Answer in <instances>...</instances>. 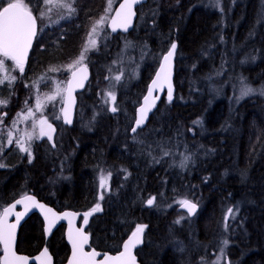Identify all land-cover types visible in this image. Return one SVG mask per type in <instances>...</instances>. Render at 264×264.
<instances>
[{"label": "trees", "instance_id": "16d2710c", "mask_svg": "<svg viewBox=\"0 0 264 264\" xmlns=\"http://www.w3.org/2000/svg\"><path fill=\"white\" fill-rule=\"evenodd\" d=\"M199 1L185 4L193 6L191 16L184 8L172 17L159 9L158 0H148L138 8L129 35L105 29L97 48L86 54L91 79L78 94L74 125L56 119L60 97L43 108L57 127L56 148L33 142L31 162L18 147L1 156L0 207L26 195L58 212H89L99 203L87 228L91 248L117 253L144 225V244L136 251L141 264H264V0H221V11L210 0ZM7 2L0 0V10ZM32 3L41 7L39 0ZM74 7V15L38 33L23 74L11 72L17 79L2 94L7 106L31 96V107L37 95L43 99L58 83L66 86L67 66L79 57L108 0H75ZM49 16L56 20L57 9ZM122 39L129 41L127 59L139 72L135 79L129 73L117 88L114 113L100 101ZM175 42V100L164 99L147 127L131 134L136 108ZM242 86L253 91L241 96ZM5 113L6 131L17 114ZM108 173V187L101 189L100 178ZM182 200L197 203L199 212L191 218L179 211ZM229 208L235 215L225 227ZM44 247L55 264L67 261L65 226L46 240L34 214L20 229L17 251L34 256Z\"/></svg>", "mask_w": 264, "mask_h": 264}, {"label": "snow or ice", "instance_id": "6c2138e0", "mask_svg": "<svg viewBox=\"0 0 264 264\" xmlns=\"http://www.w3.org/2000/svg\"><path fill=\"white\" fill-rule=\"evenodd\" d=\"M141 0H123L119 8L115 11V15L109 16L108 13L112 8V0H108V7L105 10V15L101 16L98 20L94 22L90 32L88 33L87 43L84 45L79 57L67 67L71 70V79L66 82V87L61 88L59 83L56 86L55 92L51 95L46 96V102L55 101L57 97H60L62 107L60 109L64 122L70 124L72 122V106L74 105L73 91L77 87H83V81L87 79V66L83 63L86 59V54L90 50L97 48V37L100 30L104 25L110 21L109 26L112 32H115L118 28L127 31L131 25L133 16H135L134 7L136 4L140 3ZM39 3L43 6H35L32 0H8L6 6L2 7L0 10V85H3L5 81L8 82V86L11 87L17 77L10 74V70L6 65L7 60L13 62L12 70L18 69L21 74L24 72L25 63L27 61L29 49L32 47L33 40L37 36L42 28L39 27V22L48 18L51 19L49 13L52 12L53 8L57 9V19L52 21V23H59L60 20L67 19L71 15L76 13V8L74 7L75 0H39ZM66 10L68 16H65L62 11ZM127 46V45H126ZM177 45L175 43L171 44L170 50L163 57V63L160 66V70L156 74V79L152 81V85L148 89V95L144 97V105L139 109V118L135 121V127L131 129L133 133L137 132L148 115V112L155 106V101L158 99L152 98V92L154 88H162L164 83H168V100H172V87L170 84V74H171V61L175 53ZM51 71H56L58 69H50ZM116 75L113 79L115 81H120L121 76ZM40 79H43L41 77ZM107 79V78H106ZM39 81L33 82V87L38 85ZM253 91L249 87H245L241 90V96L248 95ZM65 94L67 101L65 102ZM110 99L112 103L111 111L116 112L118 110L116 106V94L114 91H108L106 93V100L108 102ZM8 99H0V107H6L8 104ZM43 111V106L41 104L40 96L37 95L35 110L31 107H27L21 112L17 113L16 119L13 120V127L20 120L27 121L32 119V128H36L37 123L39 124V134L36 136L37 139L42 137H47L48 140H52V134L55 132V128L48 121L47 117L41 115V118L37 121L35 120V112ZM7 113L0 115V124L3 123V116ZM57 116L56 119H60ZM26 141L23 138L17 137L15 143L19 147L20 151L26 152L29 155V162H31V141L33 139V134L30 132L25 133ZM13 144L12 131L8 132L7 145ZM27 144V146H25ZM4 143L0 142V154L3 153ZM165 155L168 153L165 152ZM187 159V157L185 158ZM0 164V167H3ZM111 177V173L107 174V177L101 176L100 187L105 189L108 187L107 181ZM100 199H103V194H101ZM155 198H151L147 201L149 205H152ZM25 201L31 202L35 207H39L46 213H51L52 220L51 224H54L58 217L51 209H45V206L39 204L35 201L34 197L24 196L20 200H16L15 203L8 207L3 208L0 212V245L3 246L2 255H0V264H27V257L18 255L14 250L15 241V231L17 224L19 223L20 217L23 213H16V223H9L8 217L13 213L17 204H24ZM181 205L187 208L190 214L196 211L197 205L188 200L180 201ZM27 204H25V210L27 211ZM101 206L99 203L95 205L89 212H86L83 216L84 223H88V218L95 212H99ZM65 216L75 215L65 213ZM233 209L229 208L227 210V215L225 217V227H227V218L232 216L234 218ZM47 218V217H46ZM144 225H138L135 231L132 232L131 236L123 243V251L118 255L111 256L104 254L102 260H97V256L100 255L95 250L85 251V245L89 242V236L83 229H75L74 231H69V240L72 244V256L69 259L68 264H136V256L133 254V249L136 248L138 244L142 242V233L144 231ZM227 245L228 241L223 242ZM223 251V249H221ZM41 261V264H51V257L48 255L47 249L41 253L40 257H37Z\"/></svg>", "mask_w": 264, "mask_h": 264}, {"label": "water", "instance_id": "95a60500", "mask_svg": "<svg viewBox=\"0 0 264 264\" xmlns=\"http://www.w3.org/2000/svg\"><path fill=\"white\" fill-rule=\"evenodd\" d=\"M146 2H147V0H141L140 3H138V4L135 5V7H134V11H135L136 14H135V16H133L132 21H131V25H130V27L128 28L127 31H124L123 29H119V28H118L115 32H112L111 27L108 26L109 31H110L113 35L118 34V33H120V34L123 35V36H127V35H129V34L133 31V29H134V27H135V25H136V22H137V19H138V8H139L140 6H142L143 4H145ZM121 3H123V0L120 1V3H119L118 6L115 8V10H114V12H113L112 15H115V11L119 8V6H120ZM1 10H2V9H1ZM109 24H110V21H109ZM37 35H38V34H37ZM36 38H37V36H36V37L34 38V40H33L32 47L29 49L28 57H27V61H26V63H25V67H26V66L28 65V63H29L30 53H31V51H32V48H33V45H34V42H35ZM175 44L177 45V47H176V49H175V53H174V56H173L172 61H171V74H170V84H171V87H172V100H171V102H173V101L175 100V94H176V88H175V84H174V76H175V66H176V58H177V52H178V43L175 42ZM170 48H171V47H170ZM169 50H170V49H169ZM169 50H168V51H169ZM168 51H167V52H168ZM167 52H165V53L162 55V58H161V60H160V62H159V65H158V67H157V70H156V72H155L153 78L151 79L150 83L148 84V87H147V91H146L145 96L148 95V89H149V87L152 85V81H153L154 79H156V74H157V72L160 70V66H161V64L163 63V57H164V55L167 54ZM71 78H72V77H71V75H70L69 79H71ZM90 79H91V71H90L89 67H87V79H85V80L83 81V87H77V88H75L74 91H73V94H72V95H73V98H74V101H75V102H74V105L72 106V115H71L72 122H71L70 124L65 123V122H64V119H63V116H62V113H61V120H62V123H63L65 126L72 127V126L74 125L75 120H76V117H77V109H78V94L82 93V92L85 90V88H86V86L88 85ZM145 96H144V97H145ZM144 97L142 98L140 105L136 108L135 121H136L137 118H139V109L144 105ZM156 97H158V99H156V101H155V106L151 109V111L148 112V115H147V118H146L144 124H143L140 128L137 129V132H136V133H138L140 130H143V129H145V128L147 127V125H148L149 122H150L151 116H152V115L154 114V112L157 110L158 105L162 102V99H166V100H168V83H164V85H163L162 88H154V89H153V92H152V98H156ZM66 101H67V97H66V94H65V102H66ZM168 101H169V100H168ZM62 106H63V105H62ZM135 121H134V123H133V127L136 126V125H135ZM49 122H50V121H49ZM50 123H51V124L53 125V127L55 128V132L52 134L53 139H52V140H48L47 137H42V138H40V140H42V141L45 140V141H47V142L51 145L52 148H56V146H55V139H56V135H57L58 131H57V127L55 126V124H53L52 122H50ZM133 127H132V128H133ZM39 128H40V127H39ZM136 133H133V132L131 131V134H136ZM26 196L34 197V198H35V201H36L37 203L44 205V206H45V209H51L53 213H55L58 217H62V218L57 219V220L55 221L54 224H51V227H50V222H51V220L53 219L51 213H46L44 210H41L39 207H35V206H33V205L31 204V202H28V201H25L24 204H17L16 207H15V209L13 210V213L8 217V222H9V223H16V215H15V214H16V213H23V215L20 217L19 223L17 224L16 231H15L14 250L16 251V253H17L18 255H21V256H24V257H27V258H28V260H27V264H41V261L38 260L37 257H40L41 253L44 251L45 248L47 249V247H44L43 250H42L40 253H38V254H36V255H34V256H28V255L20 254V253H18V251H17L18 238H19V233H20V229H21V227L24 225V223H25V222H26V221H27L32 215L37 214V215L41 218V220H42V222H43V225H44V232H45L46 240H48V239L52 236V234H53V233H54V232H55L60 226H65V238H66V243H67V245H68V247H69V249H70V253H69V256H68V259H67L66 263H64V264H68L69 259H70L71 256H72V244H71V241L69 240V231H70V230L74 231L75 229H78V228H79V229H83V230L88 234V232H87L86 230H87V227H88V225H89L90 218L92 217V215H93L94 213H93L91 216H89V218H88V223H87V224H85V223H84V220H82L81 224L79 225V220H80V218H83V216H84V214H85L86 212H73V211H62V212H58V211L55 210L53 207H51V206L47 205L46 203L40 201L36 196H34V195H26ZM23 197H24V196H23ZM20 199H22V197H20V198H18V199H16V200H20ZM16 200H15V201H16ZM15 201L12 202L11 204L15 203ZM190 202L195 203V202H193V201H190ZM11 204H10V205H11ZM25 204H27V206H28V207H27V211L25 210ZM195 204L197 205V207H196V211H195L194 213H192V214H190V213L188 212L187 208L183 207L182 205H179V206H178V210L187 213V214L192 218V217H194V216L199 212V210H200L199 205H198L197 203H195ZM10 205H9V206H10ZM65 213H68V214H73V213H74L75 215H74V216H73V215L65 216V215H64ZM46 217H47V218H46ZM88 236H89V242H88L87 245H85V251H92V250H95V249L91 248V238H90V235H89V234H88ZM129 236H131V235H129ZM129 236H128V238H129ZM128 238H127V239H128ZM127 239H126V240H127ZM126 240H125V241H126ZM125 241H124V242H125ZM124 242H123V243H124ZM143 244H144V231H143V233H142V242H141L140 244H138V245L136 246V248L133 249V254L136 256V264H141V263L139 262V260H138L137 255H136V251H137L138 249H140V248L143 246ZM0 247H1V250L3 251V246L0 245ZM95 251H96V250H95ZM121 251H123V244H122V246H121L120 251H118L117 253H114V254L107 253V252H98V251H96L97 253L100 254V255L97 256V260H102L103 257H104V254H108V255H111V256H115V255H118ZM47 252H48V255L51 257V264H55V260H54L53 256L50 254V252H49L48 249H47Z\"/></svg>", "mask_w": 264, "mask_h": 264}, {"label": "rangeland", "instance_id": "374dc122", "mask_svg": "<svg viewBox=\"0 0 264 264\" xmlns=\"http://www.w3.org/2000/svg\"><path fill=\"white\" fill-rule=\"evenodd\" d=\"M115 1L116 0L112 1V5H114L116 3ZM170 2H171V0H166V5H170L171 4ZM211 4L217 10H222L221 0H214ZM41 7H43V6L41 5ZM63 11L67 12L66 10H63ZM108 15L110 16V13H108ZM43 21L45 22V25L42 26L41 34L43 33V30H45L47 28V26H51L53 20L46 18ZM106 28H108V22L104 25L102 30H100L98 37L101 36L105 32ZM105 39H106V37L103 38V39H100V40H101V42H104ZM130 47L131 46H130L129 41L126 40V39H122V41H121V50L119 51L121 53V55H118L117 56V60H115V63H113L111 65V67L106 70L105 77H104V88H103L102 93H101V101H100V106H102V107L106 106L107 109L108 108L111 109V107H112V103H111L110 99L108 100V102H105L106 93L108 91H114L115 94L117 95V88L123 83L124 80L126 81L129 78L128 77L129 73L132 75L133 79H135L137 77V75H138L139 65L136 62H133L132 59H127V54H128V52L130 50ZM123 53H124V56L120 58V56H122ZM83 63H86V59L84 60ZM6 65H7L8 69L10 70V74H11V72L13 71L12 70L13 62L11 60H7L6 61ZM121 73H123V75L121 76V80L118 81V82L115 81L113 78L116 75H120ZM130 81H133V80H130ZM53 87H54V92H55L56 86H53ZM245 87L246 86H242L241 88L243 89ZM10 88L11 87L8 86V82L7 81H5V83L3 85H0V99H2V94L3 93H7V92L9 93ZM36 100L34 101V103L31 106V108H33V110H35ZM31 101H32V97L28 96V97L24 98V101L18 102L17 105H15V106L9 107V105H8L6 107H0V115L5 113V111H7V110L10 111L13 115H16L17 113H19L22 110L26 109V102H27V107H30V102ZM41 104H42L43 108L47 107L49 105L46 102V98L41 99ZM48 114L49 113L45 112L44 110L42 111V113L41 112H35V120L38 121L41 118V115H43L44 117H47L48 121H50L49 117L47 116ZM97 114H99V111H97L95 113L94 117L97 116ZM9 119H10L9 115L3 116V123L0 124V142H3L4 145H5L3 153L0 154V158H1L2 155L5 154V152L11 146L17 148V145L15 143V139L17 137L23 138L26 141V139H27L25 137V133L26 132H30V133L33 134V139L30 142L31 144L33 142H35V141H40L39 140L40 138L39 139L36 138V136H38V134H39V127H40L38 123H37L36 128L34 130L32 128V123H33L32 119H29L27 121L20 120V121H18L16 123L15 127H13V123L12 122H13L14 119H16V117L14 116L13 119H12V122L9 124V126H7L6 131H5V126H6V123L8 122ZM9 130L12 131V135H13V144L10 145V146L7 145V139H8ZM3 132H5V133H3ZM25 146H27V144ZM108 182H109V180L107 181V184H108ZM178 205H181V203H179ZM2 211L3 210H0V212H2Z\"/></svg>", "mask_w": 264, "mask_h": 264}, {"label": "flooded vegetation", "instance_id": "af4514ba", "mask_svg": "<svg viewBox=\"0 0 264 264\" xmlns=\"http://www.w3.org/2000/svg\"><path fill=\"white\" fill-rule=\"evenodd\" d=\"M120 1L121 0H119V2H117L116 4H115V6L113 7V10H112V13H111V15L110 16H112V14H113V12H114V10H115V8L118 6V4L120 3ZM205 0H200L199 1V3L200 2H204ZM214 0H210V2L212 3ZM147 2H148V0H147ZM146 2V3H147ZM192 2V0H171V4L170 5H166V0H158V4H159V9L160 10H162V11H164V12H170V13H172V17L174 16L175 17V15H177V14H179L184 8H187V11H188V16H191L192 15V11H193V6L192 5H188V6H190V7H187L186 5L187 4H189V3H191ZM186 4V5H185ZM204 7H202V9H203ZM222 8H223V6H222ZM60 11H62V12H65V11H63V10H60ZM218 11H221V10H218ZM201 14V13H200ZM200 14H198V15H200ZM196 17V16H195ZM108 26H109V22H108ZM40 27V26H39ZM40 32V31H39ZM111 33V32H110ZM112 34V33H111ZM113 35V34H112ZM39 36V35H38ZM114 36H122L120 33H118V34H115ZM88 67V66H87ZM90 69V68H89ZM164 99H162V101H163ZM166 100V99H165ZM10 205V204H9ZM8 205V206H9ZM8 206H3V207H0V210H3V208H5V207H8ZM82 220H83V218H80V220H79V225L81 224V222H82ZM44 226V225H43ZM88 228V227H87ZM87 231V230H86ZM94 249V248H93ZM97 251V250H96ZM41 252V251H40ZM40 252H38V253H40ZM98 252H100V251H98ZM37 253V254H38ZM0 255H2V250H1V247H0ZM64 263H66V262H64ZM63 263V264H64Z\"/></svg>", "mask_w": 264, "mask_h": 264}, {"label": "bare ground", "instance_id": "6f19581e", "mask_svg": "<svg viewBox=\"0 0 264 264\" xmlns=\"http://www.w3.org/2000/svg\"><path fill=\"white\" fill-rule=\"evenodd\" d=\"M89 108V107H88Z\"/></svg>", "mask_w": 264, "mask_h": 264}]
</instances>
